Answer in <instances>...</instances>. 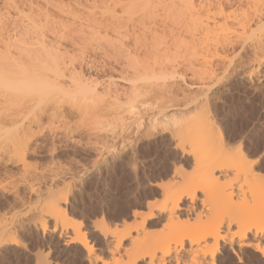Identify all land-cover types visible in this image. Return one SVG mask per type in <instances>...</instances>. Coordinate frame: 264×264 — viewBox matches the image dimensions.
<instances>
[{"label":"rangeland","instance_id":"374dc122","mask_svg":"<svg viewBox=\"0 0 264 264\" xmlns=\"http://www.w3.org/2000/svg\"><path fill=\"white\" fill-rule=\"evenodd\" d=\"M118 1L120 0H0V38H2L0 39L1 41L0 53L3 52V47H5L4 52L0 55V65H1L0 70L2 69L8 72L9 74L10 69L8 68H12L11 66L14 65L13 60H15L16 62L20 61V64L22 62L24 66L23 65L20 66V64H18L17 62V65H18L17 68L15 67L16 65H14L13 67L15 68L14 69L12 68L13 70L11 69V73L9 75H13L14 78L15 77L19 78V75H18L19 73L17 74L18 72L17 70L19 66H20L19 68L20 70L23 69V70L28 71L27 76H28V73H33L32 71L34 69L32 70L31 68L32 66H35L34 65L35 62H33L35 56L32 54L33 47L31 46V43L34 42L33 46L34 47L36 46L35 43L38 40H40L39 34L41 35L43 34L42 35L43 37L46 36L45 38L47 41H51L53 37H56V38L59 37L58 39H60V43H61V41L65 39L64 41H62L63 42L62 44H64V46H66L67 44L64 42H68L66 40L69 39L71 42H74L73 40L75 39L77 40L78 38L77 35H79L82 40V43L83 44L85 43V45L83 46L84 48L86 46V43H88L87 47L84 49L81 46V42L78 41V44H80L78 45L76 43L77 41L75 40L76 42L74 43L77 44L76 47L78 46V49L81 46V50L83 49L84 51L86 50L88 51V52L86 51L85 53L84 51L83 53H80V57L84 55L82 60L85 57L84 61L85 62L88 61L89 66H91V64L93 63L92 65L94 66V70L97 68L96 66H98L99 68L96 69L97 71L98 70L100 71V69L102 68V67L100 68V66H102V64L103 66L106 64L107 69H109L112 64L111 62H113L114 59L119 60L118 57H120V61L122 62L123 60V58H121L122 55H118L121 52L117 53L120 47H121L120 49L121 51L124 50L123 47H128L129 50L133 48H138L139 50L142 49L139 51V53H141V51H143V48H145L147 50L145 51L147 52V54L149 53L148 54L149 56L146 54L145 51H143L145 53L142 52L141 56H139V59L141 60L144 59L142 60L144 62L147 56L145 63L148 61L147 62L148 64H146L148 66L150 65V63H153V62L156 63V61L158 62L153 65L151 64L153 68H154V65H156V67L154 68L155 71L151 67L153 71L152 70L149 71V69H147L148 72H145V73L141 71V73L139 74H141L142 76H139V74H137L138 77L136 75L134 76H132L131 74L126 75L125 73L120 72L117 66L113 67V64H112V67L115 68L116 70L112 69V67H111V70H115V71L112 72L110 71V69L108 71L106 67L104 66L106 69V70L104 69L105 73L103 72L104 73L103 74L101 71L97 72V75H99L98 78H96L97 77L95 75L96 72L92 69L93 66L90 67L92 69V70L90 69L91 70L90 73H89L90 70L87 71L86 73L84 70L85 75H88L89 77L91 75V78L93 77L92 79L96 78L95 81L99 79L97 83L99 85L102 84L100 85V87L103 88L108 83L113 84L114 87L113 86L111 87L114 89L115 86H117V89L118 90L120 89L119 91L120 94L119 93L116 94L117 98L113 97V99L112 97L111 98L105 97L106 98L105 101L103 100L104 99L103 97L102 100L100 99L101 100L100 103L102 104L98 102L97 103L94 102L96 104L95 105L88 101L89 104H87V106L84 107L85 109L83 107L80 108V112H82L81 114L80 112L78 113V111H76V108H74L75 110L74 112L75 113L77 112V113L76 114L73 113L70 116H68L69 114L65 113L69 110V108L73 109L72 108L73 104H71L73 101H70L71 100L70 97L68 95L66 96L64 95L65 97L61 95L57 98H55V96L54 97L52 96L53 98L52 97L51 98L55 100L57 104L55 101H53L50 98L48 99L49 101L51 100L52 103L51 101L50 103L49 102L46 103V101L43 103V104H46V105H43L44 106L43 109L49 108L51 109V111L47 109L46 110L47 113L45 114L47 118L44 116L42 117V120H41L42 123H41L40 130L41 129L43 130L41 131L37 129V127L35 126L36 123L34 122L38 114H40L38 113V111L42 109V108L39 109L40 105H38L39 103H37L36 101V98H35L36 94L33 91L32 93L29 91V94H27L28 92H25V93L20 92V91H23V86L22 85L19 86L20 88L18 89V84L15 85L17 90H14V89L7 90L10 88V86H13V83H14V82L10 83L9 81H14L16 79L14 78L11 79V77L13 76L10 77L8 74H6V72L4 71L2 72L1 70L0 78L2 79V81L0 79V82H1L0 84H3L4 86H2V88L0 87V91H1L0 92V136H2L0 138L3 139V144L0 145V233H1L0 234V242H1L0 243V264H37V263L38 264H65V261L69 258V255H67V250L69 249L74 250L70 254L71 259L79 260L80 264H86V262H84V260L82 259L83 254L80 251V249H78V246L75 243H67L65 240L63 241V239L65 238L66 232L69 231L70 229V225L72 226L73 224V226L74 225L77 226L79 224H82L83 231L85 230L84 232H86L88 239L89 240L96 239V243H97L96 247H102L101 241L99 240L98 241L99 243L97 242L98 234H96L97 232H100L102 227H104L105 229V230L102 229L103 230L102 232H105L104 234L107 233L109 238H111L110 237L111 235L109 234H112V233L114 235V236L112 235V237H116L119 235L121 236L122 234L120 233H123V235H125L128 231H132L131 229L134 228L135 223L137 221L138 222L140 221L141 219L140 217H144L143 215L144 213H146L147 210L142 205L152 204L151 206H153V205H156L157 203H160V200H161L160 194H162V191L164 190L173 189L170 191H174L176 189V191L180 193L182 191H185L189 187L188 185L189 183L190 185L194 184L193 182H195V179H197L195 176L198 171H196L197 168H193L192 166L194 165L193 160H191L193 157L191 155H188V151H189L188 148L183 151L175 143L177 142V138L179 136L178 135L179 132L177 131L180 130L179 129V127L181 126L180 123L185 122L187 124L186 121L191 119V117L194 118L197 112L199 113V111L195 108L197 104L199 103V101L207 100L206 106L204 107V109H207V114L204 113L205 112L204 109H203L204 112H201V113L204 115V117H207L208 119L207 121L210 124H212L214 128L216 127V131L218 130L219 132V135L216 133L214 135L216 139V143L217 144L222 143L223 146H225L226 144V137H225L226 126L235 130L237 119L247 120L250 112L254 114L255 116V123L258 124L261 120V116H262L261 107H262V102H264V79H263L264 76L261 73H259V75L256 74L257 76L255 74L254 75L250 74V72H252L250 71L251 70L250 65H252V60H253V56H250V55H253L252 53L254 52L252 50L253 48L249 46L251 45L250 42H252L253 40H251L250 42L247 41L245 44L243 43L246 46V48L244 47L243 49V54H241L242 57H239V59H237V56H234V55H231L229 57L232 60L233 66L234 65L236 66H234L235 68L233 67L234 69L233 68L229 69L228 75L226 77H222L223 76L222 72H219V75L220 76L222 75L221 78L223 79L218 77L220 78V79H217V80H220L219 82L217 81L215 84H213L214 83L213 81L212 83H210L209 91L206 90V93H205V89L204 91L201 90L197 92L196 91L197 89L195 88L194 90V89L185 88V87H188V84L190 83L192 84V82H194L195 79H196L195 82L196 81L198 82L199 81L198 79L202 77L203 74L201 73L199 66L196 65L195 69H194V66L192 67L194 71L197 69V71L193 73L195 75L193 80L182 79L183 77L182 78L178 77L179 75L183 76L184 74L190 75V73L189 72H187L188 74L184 73L185 68L182 67L181 62L183 60L182 58H184L183 53H182L183 46L178 39L180 32H179V29H176V27L178 26L176 24L177 20H175V18L171 15V13H169V11H171L172 14H174L171 9L170 10L168 9L169 6L166 8L167 10H169L168 12L167 10L165 9L164 10L166 13H169L171 16L170 15L168 16L162 10L163 3L161 4L162 8L160 7V4L158 5L160 8L156 7V5L158 4L156 0H137V6H133L127 9L123 8L120 5V3H125V0L116 4ZM153 1L155 3L154 4L155 6H152L151 4V2ZM168 2L165 3L166 6ZM144 3H146L147 5L143 6ZM169 3H168L169 5L172 4L171 0ZM169 8H172V6ZM109 24L110 25L113 24L112 25L113 27L109 26ZM175 24L177 26H175ZM95 25L97 26V28ZM77 26L78 27L82 26L81 29L84 30V34L82 31L80 32L77 31V30H81ZM126 26L128 30L126 29ZM86 27L87 29L92 28L93 31L92 29L91 31L87 30ZM118 35L128 37L127 39H129V36L131 38L130 40H127L124 37L125 41L128 42L127 43L124 41L122 37L121 38L123 40L121 38H117L116 36ZM132 36L134 37L133 39H132ZM48 37L51 40L47 39ZM66 37L68 39H66ZM30 38H31V41H29ZM80 38H78V40H80ZM92 38H95V40H93ZM16 39L18 40L20 39L21 41L23 40L22 41L23 47L20 44L21 41L20 40L17 41ZM55 40L56 39H54V41L52 40V42H55ZM57 41L59 43V40H56V42ZM24 42H25V46H24ZM69 42L68 44H72L71 42L70 43ZM26 43L29 44L28 46L32 47V50H31L32 53H30L31 51H28V50H22L24 52L21 53L20 46L22 49H24V47H26ZM106 43L107 44L110 43V44L107 45ZM119 43L120 44L122 43L124 45L122 46L121 44L120 46ZM99 45L101 48L97 47ZM15 47L16 49L17 48L19 49L20 53L19 51H17L19 54H17V52L16 53L14 52V50H16ZM70 47L68 48H69V52L71 55L73 54L72 51L74 49L71 47V50H70ZM103 48L105 49L106 52L103 51L104 50ZM114 49L116 50L118 49V50L116 51ZM5 50H7L8 52L6 51L7 52L6 53ZM76 50L77 49H75L74 51L77 56L78 52ZM148 50L149 51L151 50V51L148 52ZM9 51H10V55H9ZM111 51L113 52L115 51V52L113 53ZM114 54H117V58H115L116 55L113 58L112 55ZM124 54L126 55V53H123V56ZM155 54H156V57H155ZM15 55L17 56V58L15 57ZM70 55L67 54L68 56L67 59L64 58L65 61H68V58H69L68 63L65 62L67 66H69L68 65L69 62H72L71 60L74 58V55H72L73 57L71 59ZM111 56L113 60L112 58H109ZM142 56L144 57L142 58ZM78 57L79 56H77V58ZM124 57H125L124 59H126L128 56L127 57L124 56ZM250 58H252V60ZM79 59L80 58L76 59V61H78ZM118 60L117 62H114V63L115 64L118 63ZM250 61H251V64H250ZM16 62L14 63L16 64ZM74 63L77 64L78 62H74ZM25 64L28 67L26 69H25L26 67ZM108 64H110V67H108ZM157 64L159 65L157 66ZM2 65H7V66H2ZM178 65L179 67H181V69L178 67ZM21 67H24V68H21ZM28 69L32 71L30 72ZM85 69L88 70L87 68ZM242 71H243V78L241 76ZM151 72L153 75L151 74ZM234 72H236L238 75ZM14 74L17 76H15ZM33 74H29V77H33L34 76ZM144 75H146V77ZM152 76H156V77L158 76V77L156 78ZM161 76H163V78L166 77V80L164 79L163 81L164 83L166 82H168V84L174 83L175 86L177 87V88L174 87L175 89L174 88L169 89L171 93L175 92L174 95L170 93V95H173L172 97L176 96L174 99L179 100L180 97H183L184 95V97L182 98V103L183 102L186 103V101L188 100V103H186L187 106L185 107L184 110L177 111V112H171V110H168V109L164 110L165 108H168V106L167 105L164 106V104L166 103H164L162 99H161L162 103L160 100H158L159 96L155 94L157 92L159 93V91L156 92L154 88L155 86H158L159 83H163L161 82L163 78L160 79ZM190 76H193V75H190ZM122 77L124 78V82L126 81L127 78H130V77H131L130 79H127V80H130L128 82H131V83L137 82L136 83L138 84L137 87L139 89L142 88V90L144 89L143 91L140 90V92H142L141 94L143 95L138 93L141 96L140 95L138 96L137 94L136 96L138 97L134 96L132 97L133 99L131 97L130 99L129 97H125L126 95L125 93L122 92V88L124 90L126 85L121 82L120 78L122 79ZM150 78L151 79L154 78V79L150 80ZM108 79L110 82L113 81L114 79H115L114 81H117V82L113 83L114 82L113 81L112 83H110ZM140 79L143 81H140ZM98 84H97L98 86L97 88L99 90L98 89L97 90L100 91L101 88L99 87ZM141 85H144L146 90ZM146 86H149V87H146ZM181 87L184 92L182 91V89H180ZM217 89H219V92H217ZM177 90L178 91L181 90V95H180V92H178ZM144 91H146V93ZM177 93L179 95H177ZM185 93L187 94V96H185L186 95ZM67 96L69 99L67 98ZM225 97H227V99H225ZM77 98H78L77 101L79 102V106H80L81 105L80 102L83 100L79 101L80 97H77ZM107 98L109 100H107ZM131 99L135 101H132ZM164 99L166 98H163V100ZM184 99L186 101H184ZM195 99H197L196 100L197 102L195 101ZM106 100L109 102L106 103ZM191 100H194L195 102L194 101L192 102ZM108 103L110 104L112 103V104L110 105ZM130 103L132 105H130ZM137 103L138 105L139 104L140 105L138 106ZM83 104L84 103H82V105ZM114 104H117V105H114ZM53 105L55 108L53 107ZM91 105L92 106L94 105L93 106L94 108L91 109L92 107ZM109 105H110V108H109ZM133 105L134 106L136 105L135 108L133 107ZM226 105L228 106V111H225ZM106 107L109 109L106 110L107 109ZM160 107L162 109L163 107H165L163 109L164 110L163 113L159 111L161 109ZM27 108L28 109L30 108V109L28 110ZM36 108H38L39 110ZM62 108L63 109L65 108V109L63 110ZM33 109L36 112H34ZM56 109L58 111H55ZM98 109H100L101 112H99ZM96 111L99 114H101V116H99V114ZM35 113H38L36 114L37 116L35 115ZM48 115L49 116L51 115L52 118L50 119L51 116L49 117ZM96 115L98 116V118ZM188 115L190 116L189 118H188ZM64 116H67V117L64 118ZM162 117H165V118H162ZM47 120H48V124H47ZM176 123L179 124L180 126L177 125ZM43 124H45L44 127H43ZM20 127L22 128L24 127L25 130L27 128H30L31 130H29V132H30V135L32 136H30L27 133L28 129L25 131L24 128L22 129ZM64 129L66 131H64ZM36 130H39L40 132ZM23 136L24 138L27 139V140L24 139V142L26 141L28 143L27 144V146H29L28 151L30 150L29 153H27V156L25 157V164L23 165V167L24 166L27 167L25 168V170L23 169L20 163L17 164L13 162L12 163L8 162V160H10L9 158L11 157L12 159L16 158V157L13 158V156H11V155H14L15 153H13L14 149L12 150L10 146L13 144L15 139L16 140L21 139L23 138ZM164 136H167L169 138V141L173 143V147H172L173 154H176V153L179 154L173 160L171 169L165 170L163 172H160V171L154 172L155 178L150 179L151 187L146 190V196L143 201H141L138 197H133L131 199L122 198L120 195H117L115 189L113 190L111 194H106L105 203L101 207L100 223L98 224L96 220L93 219L92 224L94 226L91 228V230H89L88 227L84 225L83 220L79 218L80 215H83L84 195H86V193L84 192V189L88 187L93 181H97L101 177L107 178L110 167H112V170H113L112 181L114 184L118 186L119 174L116 172L114 165H116L119 158L123 157L129 152H131L132 155L136 157V159L138 160V166L142 172L145 169L148 172H153L151 157L155 153L157 142ZM29 138H30L29 140L30 142L28 141ZM202 139H203L201 140L202 144H208L211 141V139H206V136H202ZM7 158L8 160H6ZM6 161L8 163H6ZM29 163L31 165H29ZM51 167L53 170L50 169ZM28 168L30 169V171ZM31 168L34 170H32ZM133 170H135V168ZM177 172H179V174L183 176L181 177L178 174L181 177V181H180V177L177 175ZM29 173H31L30 176H29ZM248 174L250 176L247 175L245 177L247 178L249 176L247 180L244 177L243 178L245 180L241 179L243 175L240 177L238 176V178L240 179H238L236 176H233L235 177L233 178L231 175L230 177L232 178H230L229 181L230 183L231 182L233 183L231 184L229 183V184L238 189H240L239 186L242 187V191L243 192L245 191L243 195L244 197L246 196L245 197L246 199L249 198L248 201L250 203L252 202L253 204L254 200L255 201L257 200L258 204L261 201H263L264 203V200H263L264 197L261 198L262 196L261 192L262 190L264 191V175H262L258 169L254 170V168H252V171H250V173ZM182 178L184 179L182 180ZM235 179L239 181H236ZM248 180L250 181L248 182ZM235 181L236 183L234 184ZM242 181H245V182H242ZM34 182H37V183H34ZM229 184H228V187H229ZM245 184L247 185L244 186ZM207 185L208 184L204 186L205 191L206 189L209 190L206 187H209L210 185L208 186ZM36 187L38 188V190ZM170 187H174L175 189L170 188ZM153 188L155 190H152ZM255 188H257L256 189L257 191L255 190ZM35 189H36V192H35ZM58 191L60 192V194H58L59 193ZM61 191H62V194H61ZM48 192H50L51 194H54L55 196L59 195L58 197H63L64 199L66 198V200H63L64 202L66 201L63 204V208L65 209V216L63 217L61 216L56 222L53 219L46 221L45 223L46 227L42 228L40 226L41 224L40 225L38 224V222L39 223L42 222L41 221L42 218L40 217L42 215H40L41 212L39 209L41 210L43 209V205L45 202L44 199L48 197L47 195L49 194ZM207 192H210V191H207ZM255 192H258V194ZM259 194L261 196H259ZM262 194L264 193L262 192ZM253 195L254 197L256 196L255 197L256 199H253L254 198ZM198 196H197V201L195 202L197 207L200 204L198 199L202 197V195L198 194ZM234 201L235 203H237V199H234ZM248 201H247L248 203L247 205L250 204ZM185 203L186 201H183V204ZM263 203L261 204L263 205L262 207H264ZM77 204L80 205L79 208L77 207ZM40 205L42 208H39ZM77 213H79V215H77ZM137 215H139L140 217ZM35 217L36 219L34 220ZM32 220H34L35 222ZM134 220H137V221H134ZM66 222L67 224H65L64 226L65 230H64L63 225ZM210 222L212 223V219H209L208 222L205 221V219H202V220L196 219L194 216V213H191L189 215H186L185 213H181L180 218L176 222L177 224L176 225L174 224V226L172 225L173 227L172 226L170 227L169 232H167L169 227L165 228L164 226H162L164 225V222L159 221L157 219L148 220L147 229L148 231H150L149 233H151L153 236L155 235L154 233H156V235L158 236L160 235L163 236L164 231L165 233L166 232L168 233V235L166 234V236L164 237L181 236V235H188V234L200 235L201 233L205 232L207 228H209V226L211 225ZM99 226H102V227L98 229ZM95 227H97L96 228L97 232H93L95 230ZM160 229L162 231H159ZM225 229L226 228L219 230V233H218V235L221 238L218 241V248H217L218 252L215 255L214 264H232L233 259H235L236 261H239L238 264H245V261H253V260L256 261V264H259V261L261 259H264L263 257H261V254H259V252H255L251 248L243 249V248L238 247L237 237L236 235L235 236L233 235L235 234L234 232L236 231L235 226H232L231 229H229L228 231H226ZM125 230H128V231H125ZM109 231L112 233H110ZM160 232H162V234ZM116 233H118L119 235ZM248 238L249 239H246L247 242L253 245L257 244L256 241L253 240L251 235ZM6 240L10 241L9 244ZM15 241L16 242L19 241L20 245H23V247L18 246V244L15 243ZM60 241L63 243H61ZM262 242L264 243V241H261L260 243L263 244ZM127 243H128V240L124 241L123 245H128ZM260 243H259V247L263 249V252H264V247H263L264 245H261ZM1 244H4L5 246ZM211 245H212V241L210 240L208 246L210 247ZM1 246H3V248ZM185 248H187V246H185ZM178 255H180L178 256V264H189L190 260L192 259L191 257H193L191 256L190 253L185 254L184 251L180 252ZM202 264H205V263H202Z\"/></svg>","mask_w":264,"mask_h":264},{"label":"bare ground","instance_id":"6f19581e","mask_svg":"<svg viewBox=\"0 0 264 264\" xmlns=\"http://www.w3.org/2000/svg\"><path fill=\"white\" fill-rule=\"evenodd\" d=\"M121 1H124V0H120L116 4L120 3ZM168 1L170 2V0H167V1H165V0H162V1L161 0H156V2L158 3V4L156 3L157 4L156 7L160 8L163 5L162 6L163 8L162 7L161 8L165 12V10H167L166 8L168 6L169 7L172 6L173 9L169 8V7H168V9L169 10L171 9L174 14H172V12L169 11V10H167V12L169 11V13H171V15L175 18V20H177L176 24L178 26L176 24H175V26H177L176 29H179L180 35L178 36V39H179L180 43L183 46V48H182L183 52L182 53H183V57L184 58H182L183 60H182L181 63H182V67L185 68V71L183 69L182 70L184 71V73L189 72L190 75H193V76H190L188 73H187L188 75L183 73L184 74L183 76L179 75L178 77H180V78L183 77L182 79L193 80V78L195 76L193 73L195 71H197V69L194 71L196 65L200 67L201 73L203 74V75L201 74L202 77L199 76L200 79H198L199 80L198 82L196 81L197 83L195 82V80H196L195 79L194 80L195 83L192 82V84L191 83L188 84V87H185V88H190V89H194L195 88V89H197L196 90L197 92L201 91V90L204 91V89H205V93H206V90L209 91V88H210L209 84L210 83H212L214 81L213 84H215L217 81L218 82L220 81V80H217V79H220L221 76H222V75L221 76L219 75V72H222V74H223L222 77H226L228 75L229 69H231L234 66H236V65L233 66L232 60L229 57L231 55L237 56V59H239V57H242L241 54H243V49H244V47L246 48V46L244 44L247 41L250 42L251 40H253L252 42H250L252 46L251 45L250 46L248 45V46L253 48V49L252 48L251 49L253 50L254 53L251 52L253 55H250V56H253V60H252V58H250L252 60V65H250V67H251L250 71H252V72H250V74L251 75H254V74L255 75L256 74L259 75V73H261L264 76V73L261 72L262 67H264V0H171V3H172L171 5H169L170 3ZM166 2L169 3V4L167 3V6L165 5ZM151 4H152V6H155L154 5L155 4L154 1L151 2ZM159 4H160V7L158 6ZM120 5L123 8L127 9V8H130V7H133V6H137V0H125V3H120ZM146 5H147L146 3L143 4V6H146ZM169 13H166V14L169 16L170 15ZM174 15H176L177 17L174 16ZM112 25L113 24H111V25L109 24V26L113 27ZM77 27H76V29H77ZM81 27L82 26H80L78 28L81 29ZM98 27H99V25H98ZM96 28H97V26H96ZM86 29H87V27H86ZM91 29L88 28L87 30L91 31ZM126 29H127V26H126ZM77 31H79V32L82 31L83 34H84V30L83 29L77 30ZM92 31H93V29H92ZM39 35H40L39 36L40 40H38L35 43V45H36L35 47L33 46L34 42H32V43L29 42V43H31V46L33 47V50H32L31 46H28L29 45V44H27L28 42L26 43V47L29 48V49H27L26 47H24V49H22L21 46L23 47V45H22V41L23 40L21 41L19 39L21 41V43L19 42L21 44V46H20L21 53L24 52L22 50H28V51L32 50L33 51V53H32V51L30 53H32L35 56L34 57L35 61L33 60V62H35V64H34L35 66H32V68H31L32 70L34 69L33 71L31 70L34 74L33 73H28V76H27V72L28 71L23 70V69H21V70L19 69L20 66L23 65V63L21 62V64H20V61L19 62L17 61L18 64H20V66H19V68L17 70L18 71L17 74L19 73L18 74L19 78L18 77L14 78L13 75H9L11 73V69L12 68L14 69L15 67L17 68V66H18L17 62L15 60H13V64L16 65V66L13 67L14 65L12 64L13 65V66H11L12 68H8V69H10L9 74H8V72H6V71L1 69L2 72L3 71L6 72V74H8L10 77L13 76V77H11V79H13V78L16 79L14 81H9L10 83L11 82L12 83L14 82V83H13V86H10V88L7 89V90H13V89L17 90L15 85L18 84V89L20 88L19 86H21V85L23 86V91L19 90L20 92H24V93L28 92L27 94H29V91L31 93L33 91L36 94L35 98H36L37 103H39L38 105H40L39 109L42 108L40 110L38 108H36V109L39 110L38 113H40V114L35 113V115L38 114V116L36 115L37 118L34 120V122L36 123L35 126L37 127V129L40 130L41 123H42V121H41L42 117L43 116L46 117L45 116V114L47 113L46 110L49 109L47 107H45L47 109H43L44 108L43 105H46V104H43V103L45 101H46V103L47 102L50 103V101H51V100L49 101L48 98L52 99L54 96H55V98H57V97H59L61 95L63 97L68 95L70 97V99H71L70 101H73L71 103V104H73L72 105L73 109L69 108V110L67 112L64 111L66 114H69L68 116H70L73 113H75L74 112L75 111L74 108H76V111H78V113H79L81 107L84 108V107L87 106V104H89L88 101L93 103V104H95L97 102L100 103L101 100L103 99V97H104V99H103L104 101L106 99L105 97H108V98L112 97V99H113V97L117 98L116 94H118L119 91H120V89L119 90L117 89V86H115V88L113 89L111 87V86H113V84H109L108 83L107 85H105L103 83L105 85V87L102 88V87H100V85H102V84L99 85L97 83V81L99 79L97 81H95V79L98 78V76H99V75H97V72L101 71L103 73L107 69L106 64L104 65L106 67V69H105V67L102 64V66H100V68L104 67L103 70L101 68L100 71L99 70L97 71L96 69L99 68L98 66H96L97 68L95 67L96 69L94 70V66L92 65L93 63L91 64V66H89L88 65L89 62L86 61L87 62L86 63L84 61L85 57L82 60L84 55L82 54L83 56L80 57V53H83V51H84L83 49L81 50V46L83 47L85 45V43L84 44L82 43V40H81L79 35H77V37L80 38V40H78V38H77V40L75 39L77 42L75 40H73L77 44H78V41L81 42V46H80L79 49H78V46L76 47L77 44L74 43V42H71L67 37H66V39H68V40H66V41H68V42L70 41L72 44H68V42H64V43L68 44V46H67V44H66V46H64V44H62L63 43L62 41H64L65 39H63V40L61 39L62 41L60 43V39H58L59 37L58 38L53 37L52 40L53 41H54V39L59 40V43H60L59 44L58 41L56 42V40H55V42H52V40L49 39V37L47 39H49L51 41H47L46 38H45L46 36L45 37L42 36L43 34L42 35L39 34ZM118 36H116V37L117 38H121L122 37L124 39V41H125V38L126 39L128 38V37L121 36V35H118ZM251 37H252V39H251ZM63 38H65V37H63ZM130 38L131 37L129 36V39H127V40H130ZM133 38L134 37L132 36V39ZM0 39H2V38H0ZM92 39L95 40V38H92ZM16 40L19 41L18 39H16ZM86 40H87V38H86ZM122 40H120V41H122ZM15 41H14V43H15ZM29 41H31V38L29 39ZM125 42H127V41H125ZM8 43H10V42H8ZM16 43H18V42H16ZM87 44L88 43H86L85 48L87 47ZM109 44L110 43H108L107 45H109ZM121 44H120V46H121ZM69 45L74 50L77 49L76 51L79 54V55L77 54V56H79L78 58H80L78 61H76V59H78V58H77L74 50L72 51L73 54L70 55L69 48H68V47H70ZM72 45L75 46V47H73ZM78 45H80V44H78ZM123 45L124 44H122V46ZM0 46H1V41H0ZM2 46H4V45H2ZM24 46H25V42H24ZM16 47H15V49H16ZM71 47H70V50H71ZM97 47L101 48L100 45L97 46ZM4 48L5 47H3V52H4ZM123 48H124L123 51L126 50L125 52L120 50L121 47H120V49L118 48L119 50L117 49L118 50L117 53L121 52L118 55H122V57H121V58H123L122 62L120 61V57H118L119 60L118 59H114V61L111 62V63L113 64V67L117 66L119 68L118 70L120 72L125 73L126 75L127 74L128 75L131 74L132 76L136 75L138 77L137 74L141 73V71H143L144 73L148 72L147 69H149V71H151L152 70L151 67L153 68V66H151V64L153 65V64L158 63L155 60L156 63H154V62L150 63V65H149L150 67H149L148 65H146V64H148L147 63L148 61L145 63L147 56H146L144 62L142 61L144 59H142V60L139 59V56H141L142 52L146 50L145 48H143V51H141V53H139V51L142 50V49L139 50L138 48H133V49L129 50L128 47H123ZM17 49L14 50L15 53L17 51H19V49L18 50ZM247 49H249V48H247ZM114 50H116V49H114ZM6 51L7 50H5V52ZM10 51H9V55H10ZM86 51H84V53ZM103 51H105V49ZM150 51L148 50V52H150ZM111 52H113V51H111ZM122 52L126 53V55L124 54V56H126V57L128 56L126 59H124L125 57L123 56ZM145 52H143V53H145ZM2 53H0V55ZM19 53H20V51H19ZM19 53L17 52V54H19ZM24 54H26V53H24ZM67 54H69L71 56V59L73 57L72 55H74V54H75L74 58L76 57L75 59L74 58L72 60L70 59L72 62H69V64H68L69 66H67L65 64V62L68 63L69 58H68V61L64 60V58L67 59V57H68ZM146 54H147V52H146ZM16 55H15V57L17 58ZM115 55H116L115 58H117V54L112 55L113 58H114ZM26 56H28V55H26ZM112 56L109 57V58H112ZM234 56H233V58H234ZM143 57L144 56H142V58ZM155 57H156V54H155ZM12 58H14V57H12ZM113 58H112V60H113ZM9 60H8V62H9ZM31 60H30V62H31ZM117 60H118V63H116L117 64L116 65L114 62H117ZM14 62H16V64ZM74 62H78V63L75 64ZM112 64H111V67H112ZM250 64H251V61H250ZM158 65L159 64H157V66ZM2 66H7V65H2ZM25 66H26V64H25ZM193 66H194V69H192ZM90 67H92V69L96 72L95 75L97 77L95 79H92L93 77L91 78V75H90V77L88 75H85V73L91 69ZM108 67H110V64H108ZM111 67L109 68L110 71L113 72V71L116 70L113 67H112V69H115V70H111ZM155 67H156V65H154V68ZM178 67H179V65H178ZM21 68H24V67H21ZM26 68H28V67L26 66L25 69ZM85 68H87L88 70H86ZM154 68H153V70H154ZM179 68L181 69V67H179ZM109 69H107V70L109 71ZM189 69H190V71H189ZM1 70H0V72H1ZM19 70H20V72H19ZM84 70H85V73H84ZM91 70L89 71V73L91 72ZM145 70H147V71H145ZM237 70H235V71H237ZM24 71H26V72H24ZM232 73H231V75H232ZM234 73H236V72H234ZM15 74H16V72H15ZM29 74H33L34 76L32 75L33 77H29ZM99 74H101V73H99ZM151 74H152V72H151ZM15 76H17V75H15ZM139 76H142V75L139 74ZM144 76L146 77V75H144ZM241 76L243 78V71H242ZM124 77H126V76H124ZM147 77H149V76H147ZM152 77H156V76H152ZM218 77H220V78H218ZM130 78H127V79H130ZM162 78H163V76H161L160 79H162ZM127 79L124 82V78L123 77H122V79L120 78L121 82L126 85L124 90L122 88V92L125 93V95H126L125 97H129V99H130V97L132 98V97L136 96L138 93L141 94L142 92H140V90H142V88L140 87L141 89H139L137 87V85H138V84H136L137 82L136 83L135 82L131 83V82H128L130 80H127ZM152 79H154V78H152ZM152 79L150 78V80H152ZM164 79L166 80V77H164L161 82H163ZM221 79H223V78H221ZM110 80H112V79H110ZM170 80H172V79H170ZM1 81H2V79H1ZM108 81H109V79H108ZM113 81H111V82L109 81V82L112 83ZM140 81H143V80L140 79ZM66 82H68V83H66ZM116 82L117 81H114L113 83H116ZM140 83H142V82H140ZM69 84H70V86H69ZM97 84L101 88L100 91H98L99 89L97 88L98 87ZM173 84H171V83L168 84V82H166V83L163 82V83H159L158 86H155V87L153 86V87L155 88L156 92L159 91V93L157 92L155 94V95L159 96L158 100L161 101V99H162V101L164 103H166V104L163 103L164 106L165 105L168 106V108L163 107V109L165 108L164 110L168 109V110H171V112H177V111H181V110L185 109V107L187 106L186 103H188V100L186 101L184 99V101H186V103H184V102L182 103V98L184 97V95H183V97H180L179 100L178 99H174L176 96L172 97L175 92L171 93V91H169V89H171V88L173 89L174 87H176L175 84L174 85ZM2 86H4V85L0 84L1 88H2ZM141 86H143V88H145L144 85H141ZM25 87L27 88L28 91L26 90ZM146 87H149V86H146ZM29 88H31L32 90L29 89ZM180 89H182V87ZM145 90H146V88H145ZM182 91H183V89H182ZM144 92L146 93V91H144ZM178 92H180V95H181V90L178 91ZM170 93L173 94V95H170ZM140 94H138V96ZM141 95H143V94H141ZM161 95L162 96L164 95V96L162 97ZM165 95H166V97H165ZM177 95H179V94L177 93ZM68 96H67V98H68ZM138 96H136V97H138ZM185 96H187V94ZM77 97H80L79 101L83 100V101H81L82 103H84L83 105L80 102L81 105L79 106V102L77 101V99H78ZM35 98H34V100H35ZM46 98L48 99V101H47ZM108 98H107V100H109ZM163 98H166V99L163 100ZM61 99H62V97H61ZM155 99H157V98H155ZM107 100H106V103L109 102ZM137 100H139V99H137ZM196 100L197 99H195V101ZM53 101H55V100H53ZM132 101H135V100H132ZM132 101H130V102H132ZM162 101H161V103H162ZM191 101L193 102L194 100H191ZM23 102H22V104H23ZM55 102H54V104H55ZM206 102H207V100L206 101H202V100L199 101V103L195 107L199 111V113L197 112L196 115L194 116V118L191 117V119L186 121L187 124L185 122H183L184 124L180 123L181 124V126H180L179 124L176 123L177 125L180 126L179 127L180 130H178V129H177L178 131L176 130L177 132H179L178 133L179 136H178L177 142L175 144H177L178 147L181 148V150H183V151L188 148V150H189L188 151V155H191L193 157L191 160H193V162H194L193 164L194 165H192V166H193V168H197L196 171H198L197 172L198 175L196 174V176H195L197 178V179H195L196 183L193 182L194 184H192V185H190V183H189L188 184L189 187L185 191H182L180 193L178 191H176V189L174 188L175 186L174 187H170V188H174L175 189L174 191H170V190H173V189L162 191V194H160L161 195L160 196L161 197L160 203H157V204L155 203L156 205H153V206H151L152 205L151 204L150 205L151 207H148L146 213H144V215H143L144 217H140L139 215H137V216H139L141 218L140 219L141 222L139 221L140 222L139 223L137 220H134V221H137L136 223L134 222L135 225L132 224V225H134V228L131 229L132 231L125 230V231H128L125 235H123V233L119 232L120 234H122L121 236L118 233H116L119 236H116V234H115L116 237H112L113 233L109 231L110 233H112V234H109V235H111L110 236L111 238H109L107 233H106L107 234V236H106V234H104L105 232H102L103 231L102 229H104V227L99 226L98 229H100L102 227L100 232H97V229H96L97 227H95V230L93 232H97L96 233V234H98L97 242L100 240L101 243H102V245H101L102 247H96V245H97L96 239H92V240L88 239V237L86 235V232H84L85 230L83 231L82 224H79L77 226L76 225L73 226V224H72V226L70 225V229H69V231L66 232V235H65V238L63 239V241L65 240L67 243H75L78 246V249H80V251L82 252V254H83V256H82L83 258L82 259L84 260V262H86V264H178V256H180L178 254L180 252H182V251H184L185 254H189L190 253L191 256H193V257H191L192 259L190 260L189 264H202V263L214 264L215 255L218 252L217 251L218 241L221 238L218 235L219 230H222L223 228H226L225 230L228 231L229 229H231L232 226H235V228H236V231L234 232L235 234H233V235L234 236L236 235V237H237L238 247L239 248H243V249L251 248L255 252H259V254H261V257L264 258L263 249H261L259 247V243L261 241H264V207H262L263 205H261L263 203V201H261V202L259 201L260 203L258 204L257 200L256 201L254 200L253 204H252V202L250 203L248 201L249 198L247 197L248 199H246L245 198L246 196L244 197L243 194H244L245 191L244 192L242 191V187L239 186L240 189H238L236 187H233L232 185H230L233 182L230 183V181H229L230 178H232L233 176H236L238 178V176L240 177L242 175L243 176L241 177V179H243V180L246 179L247 180V178L250 176L248 173H250V171H252L253 166L247 165L242 159L234 158L232 155H230L227 152L225 146H223L222 143H218V144L216 143V139H215L214 135H215V133L219 135V132H218V130L216 131V127L214 128L213 125L210 124L207 121L208 120L207 117H204V115L201 113V112H204V110H206V109H204V107L206 106ZM51 103H52V101H51ZM119 103H120V101H119ZM138 103H137V105H138ZM56 104H57V102H56ZM100 104H102V103H100ZM108 104H110V103H108ZM135 104H136V102H135ZM27 105H29V104H27ZM30 105H32V104H30ZM38 105H37V107H38ZM110 105H109V108H110ZM114 105H117V104H114ZM130 105H132V104L130 103ZM160 105H158V106H160ZM93 106L91 107V109L94 108ZM135 106L133 105L134 108H135ZM53 107H54V105H53ZM109 108H107L106 110H108ZM163 109L161 108L159 111H161V113H163V111H164ZM49 110L51 111V109H49ZM98 110H99V112H101L100 109H98ZM33 111H34V109H33ZM55 111H58V110L56 109ZM34 112H36V111H34ZM81 113L82 112H80V114ZM86 113H87V111H86ZM55 115H56V113H55ZM81 116H83V115H81ZM99 116H101V114H99ZM65 117H67V116H64V118ZM189 117L190 116L188 115V118ZM51 118H52V116L50 117V119ZM97 118H98V116H97ZM162 118H165V117H162ZM71 119H72V117H71ZM180 120H178V121H180ZM4 121H6V120H4ZM8 123H10V122H8ZM152 123H153V121H152ZM47 124H48V120H47ZM44 125L45 124H43V127H44ZM20 128H22V127H20ZM27 129H26L27 133L30 135L29 130H31V129L30 128H27ZM24 130H25V128H24ZM39 130H36V131H39ZM41 130H43V129H41ZM64 131H66V130L64 129ZM92 131H94V130H92ZM147 131H149V130H147ZM32 132H34V131H32ZM30 136H32V135H30ZM202 136H206V139H211V141L208 144H202L201 143V140H203ZM0 137H2V136H0ZM19 138H20V136H19ZM30 138L28 139V141L30 140ZM24 139H26V138H24V136L21 139H17V140L15 139L13 144L10 146L12 148V150L14 149L13 153H15L14 155H11V156H13V158L14 157H16V158L12 159V157H11V158H9L10 160H8V158H7L6 160H8L9 163H12V162L13 163H17V164L20 163L22 165V167L25 164V157L27 156V153H29L30 150L28 151V149H29L28 147L29 146H27L28 143L26 141L24 142ZM2 144H3V139L0 138V145H2ZM6 156H7V154H6ZM3 161H5V160H3ZM8 162L6 161V163H8ZM26 165H27V163H26ZM29 165H31V164L29 163ZM25 168H27V167L24 166L23 169L25 170ZM50 169H52V167ZM32 170H34V169H32ZM52 170H50V171H52ZM29 171H30V169H29ZM30 174L31 173H29V176H30ZM178 174H179V172H177V175ZM231 175H232V177H230ZM247 175H249V176L247 178H245ZM181 177H183V176H181ZM181 177H180V181H181ZM186 178H187V176H186ZM233 178H235V177H233ZM183 179L184 178H182V180ZM238 179H240V178H238ZM184 181H186V180H184ZM184 181H183V183H184ZM236 181H239V180H236ZM236 181L234 182V184L236 183ZM249 181L250 180H248V182ZM242 182H245V181H242ZM34 183H37V182H34ZM206 184H208L210 186L206 187L209 190L206 189V191H205L204 186ZM228 184H229V187H228ZM242 184H244V183H242ZM30 185H32V184H30ZM246 185L247 184H245L244 186H246ZM169 186H170V184H169ZM31 189H33V188H31ZM177 189H178V187H177ZM256 189L257 188H255V190ZM37 190H38V188H37ZM63 190H65V189H63ZM62 191H61V194H62ZM207 191H210V192H207ZM35 192H36V189H35ZM262 192L264 193L263 190H262ZM262 192H261L262 196L259 194V196H261V198L264 197L263 196L264 194H262ZM48 193H49V194H47L48 197H46L47 200L44 199L45 202H44V205H43V209L42 210L39 209V208H42L41 205L39 206V208H37L41 212V214L40 213L39 214L42 215V216H40L43 219V220L41 219L42 222H40V223L38 222L39 225L41 224L40 226L42 228L46 227L45 226L46 221L53 219L56 222L61 216L62 217L65 216V209L63 208V204L66 201L64 202L63 200H66V198L64 199L63 197H58L59 195L55 196L54 194H51L50 192H48ZM255 193L258 194V192H255ZM58 194H60V192ZM198 194L202 195V197H200L198 199L200 204L197 207L195 202L197 201ZM64 197H66V196H64ZM250 197H251V195H250ZM253 197H254V195H253ZM255 197L253 199H256ZM234 199H237V203H235ZM183 201H186V203L183 204ZM247 201L250 203L249 205H247L248 204ZM181 213H185L186 215L194 213V216H195L196 219H198V220L205 219V221H207V222H208L209 219H212V223L210 222L211 225L209 226V228H207L206 231L201 233L200 235L188 234V235H181V236L164 237V236H166V234L168 235L167 232H169L170 227L172 225L174 226V224L175 225L177 224L176 222L180 218ZM35 219H36V217L34 218V220ZM152 219H154V220L157 219L159 221L164 222V225H162V226H164L165 228L169 227V229H168V231L166 233H165V231L163 232L164 233L163 236H161V235L158 236V235H156V233H154L156 236L155 235L153 236L151 233H149L150 231H148V229H147V224H148L147 221L148 220H152ZM34 220H32V221H34ZM65 224H67V222L64 223V225L62 224L64 230H65V227H64ZM66 227H67V225H66ZM164 227H163V229H164ZM165 230H167V229H165ZM159 231H162V230L160 229ZM160 233L162 234V232H160ZM250 235L252 236L253 240L256 241L257 244L253 245V244H251V243L246 241V239H249L248 237ZM3 238H2V240H3ZM94 238H96V237H94ZM7 240H8V238H7ZM126 240H128V243H127L128 245H123L124 241H126ZM210 240L212 241V245L209 247L208 245H209ZM253 240H251V241H253ZM7 242L9 244L10 241H7ZM61 243H63V242H61ZM1 245H4V244H1ZM261 245H264V243L261 244ZM185 246H187V248H185ZM1 247L3 248V246H1ZM45 258H44V260H45Z\"/></svg>","mask_w":264,"mask_h":264},{"label":"snow or ice","instance_id":"6c2138e0","mask_svg":"<svg viewBox=\"0 0 264 264\" xmlns=\"http://www.w3.org/2000/svg\"><path fill=\"white\" fill-rule=\"evenodd\" d=\"M261 72L264 73V67ZM219 92V89H217ZM227 99V97H225ZM225 111H228V106H225ZM261 120L255 123V116L251 112L247 120L237 119L235 130L226 126V150L234 158L242 159L247 165L253 166L254 170L258 169L264 175V102L261 107ZM207 114V109L205 110ZM173 143L169 141L167 136L162 137L157 142L155 153L152 155L153 172H148L146 169L142 172L138 166V160L131 152L119 158L116 165H114L116 172L119 174L118 186L113 183L112 167L109 168L107 178L101 177L97 181H93L88 187L84 189L83 215L79 218L83 220L84 225L89 230L94 226L93 219L100 223L101 207L105 203L106 194H111L115 189L117 195L122 198L131 199L138 197L141 201L146 196V190L151 187L150 179L155 178L154 172L170 170L172 162L179 154H173ZM135 168V170H133ZM152 190H155L154 188ZM147 210L150 205H142ZM79 208L80 205L77 204ZM79 215V213H77ZM18 246L20 242H15ZM73 249L67 250L69 258L65 264H80L79 260L70 258ZM232 264H238V261L233 259ZM245 264H256V261H245ZM259 264H264V259L259 261Z\"/></svg>","mask_w":264,"mask_h":264}]
</instances>
